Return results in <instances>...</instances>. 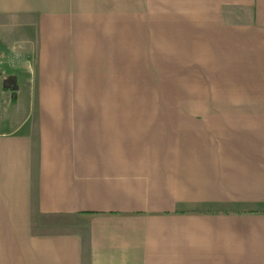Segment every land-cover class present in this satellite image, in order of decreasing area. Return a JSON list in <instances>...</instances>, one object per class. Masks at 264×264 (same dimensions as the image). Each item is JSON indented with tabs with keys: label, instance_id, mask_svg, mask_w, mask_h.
Returning <instances> with one entry per match:
<instances>
[{
	"label": "crops",
	"instance_id": "obj_1",
	"mask_svg": "<svg viewBox=\"0 0 264 264\" xmlns=\"http://www.w3.org/2000/svg\"><path fill=\"white\" fill-rule=\"evenodd\" d=\"M148 1L211 95L124 101L123 0H0V264H264V0Z\"/></svg>",
	"mask_w": 264,
	"mask_h": 264
},
{
	"label": "rangeland",
	"instance_id": "obj_2",
	"mask_svg": "<svg viewBox=\"0 0 264 264\" xmlns=\"http://www.w3.org/2000/svg\"><path fill=\"white\" fill-rule=\"evenodd\" d=\"M148 5V0H123V30L126 42L123 62L124 101L175 102L211 95L202 92L207 85L202 77L196 74L197 62L194 56H191L193 53L190 54L185 44L182 51H177L179 49L175 47L170 36L166 40L163 36L164 13L157 8L156 13L151 14ZM180 65H183L182 68ZM20 83L23 84L22 81ZM22 88L26 93L25 87ZM24 101L25 99L20 103ZM17 106L19 105L15 106L16 109ZM15 107L13 106L10 113L5 106L0 109V129L6 130L7 124H13L11 113L16 110Z\"/></svg>",
	"mask_w": 264,
	"mask_h": 264
},
{
	"label": "water",
	"instance_id": "obj_3",
	"mask_svg": "<svg viewBox=\"0 0 264 264\" xmlns=\"http://www.w3.org/2000/svg\"><path fill=\"white\" fill-rule=\"evenodd\" d=\"M7 82L14 84L16 82V78L14 76H9V78H7Z\"/></svg>",
	"mask_w": 264,
	"mask_h": 264
}]
</instances>
